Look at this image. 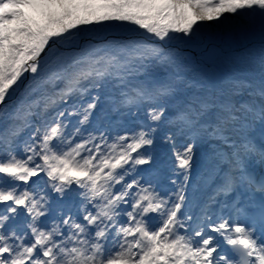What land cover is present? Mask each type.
<instances>
[{
	"label": "snow or ice",
	"instance_id": "6c2138e0",
	"mask_svg": "<svg viewBox=\"0 0 264 264\" xmlns=\"http://www.w3.org/2000/svg\"><path fill=\"white\" fill-rule=\"evenodd\" d=\"M0 264H264V0H0Z\"/></svg>",
	"mask_w": 264,
	"mask_h": 264
},
{
	"label": "rangeland",
	"instance_id": "374dc122",
	"mask_svg": "<svg viewBox=\"0 0 264 264\" xmlns=\"http://www.w3.org/2000/svg\"><path fill=\"white\" fill-rule=\"evenodd\" d=\"M202 27H204L207 35L215 33L216 35L223 37V39L215 42L214 49L209 45L212 50L208 57L202 56L198 51L193 54L204 59L209 67H212L214 64L215 71L218 70V73L221 72L220 74L233 71L230 69V63L234 64L235 58L244 51V45L251 46V43H258L259 41L258 37L252 38L251 43H249V41H235L231 39L229 26L227 24L221 26L217 21L206 22ZM25 75L27 76L28 74L26 73Z\"/></svg>",
	"mask_w": 264,
	"mask_h": 264
}]
</instances>
